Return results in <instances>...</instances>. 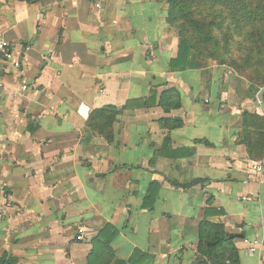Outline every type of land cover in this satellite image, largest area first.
I'll use <instances>...</instances> for the list:
<instances>
[{"label": "crops", "instance_id": "0c3cea01", "mask_svg": "<svg viewBox=\"0 0 264 264\" xmlns=\"http://www.w3.org/2000/svg\"><path fill=\"white\" fill-rule=\"evenodd\" d=\"M165 9L0 0V35L22 63L0 77V254L89 264L112 225L113 261L139 249L189 264L207 219L234 236L241 264H264V157L243 136L264 90L226 85L195 56L182 69ZM195 179L207 182L171 184Z\"/></svg>", "mask_w": 264, "mask_h": 264}, {"label": "trees", "instance_id": "16d2710c", "mask_svg": "<svg viewBox=\"0 0 264 264\" xmlns=\"http://www.w3.org/2000/svg\"><path fill=\"white\" fill-rule=\"evenodd\" d=\"M27 3L48 2L51 0H18ZM57 1V0H56ZM59 1V0H58ZM169 2L168 22L178 28L180 36L179 54L176 62L182 63L185 69L188 59L193 51L198 52L200 59L205 58L203 46L209 45L214 39L210 27L196 18L194 11L200 0H167ZM215 2L217 0L200 1ZM244 142L252 159L261 160L264 157V114L257 110L255 113L245 112ZM256 132H259L258 137ZM207 179H195L191 184L183 185L177 181L171 184L178 188H189L198 183H206ZM211 204V198L208 200ZM208 212L211 209L208 208ZM109 235H106V234ZM117 230L112 225H107L96 239L94 249L90 255L89 264H157L154 255L136 249L128 259H114V251L111 241L115 238ZM196 251L189 264H241L240 255L234 236L229 234L224 224L213 223L204 219L199 227V242ZM177 256L179 264L184 263V251ZM0 264H20L19 259L10 257L7 253L0 254Z\"/></svg>", "mask_w": 264, "mask_h": 264}, {"label": "rangeland", "instance_id": "374dc122", "mask_svg": "<svg viewBox=\"0 0 264 264\" xmlns=\"http://www.w3.org/2000/svg\"><path fill=\"white\" fill-rule=\"evenodd\" d=\"M158 1H163L169 12V2ZM200 1L195 16L210 27L214 40L203 46L204 59L196 51L190 55L218 66L226 85H244L255 96L264 90V0H217L204 5ZM170 26L179 35L178 28ZM225 73H229V80Z\"/></svg>", "mask_w": 264, "mask_h": 264}, {"label": "built area", "instance_id": "2783aa9c", "mask_svg": "<svg viewBox=\"0 0 264 264\" xmlns=\"http://www.w3.org/2000/svg\"><path fill=\"white\" fill-rule=\"evenodd\" d=\"M101 3L96 2V8H100ZM22 63L19 59L15 58L14 51L12 50L10 43L5 39L4 36L0 35V77L12 69H20ZM27 89V86H24ZM259 166L256 165L255 168Z\"/></svg>", "mask_w": 264, "mask_h": 264}]
</instances>
